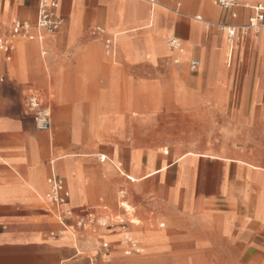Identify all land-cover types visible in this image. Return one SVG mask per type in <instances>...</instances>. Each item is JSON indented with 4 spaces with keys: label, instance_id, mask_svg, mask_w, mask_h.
I'll return each instance as SVG.
<instances>
[{
    "label": "rangeland",
    "instance_id": "374dc122",
    "mask_svg": "<svg viewBox=\"0 0 264 264\" xmlns=\"http://www.w3.org/2000/svg\"><path fill=\"white\" fill-rule=\"evenodd\" d=\"M214 26L217 28V24ZM77 27L78 20L73 16L70 32L72 37ZM146 27L153 29L154 21L149 22ZM106 32L105 34L111 36L115 43L116 49L113 56L109 60L105 58L102 52L103 39L95 40V37L89 35L87 31L82 45L93 41L89 44V54L92 58H98L100 51L101 59L97 61L89 59L90 71L79 74L81 82L74 84L73 81L76 80L77 75H73L68 93L67 66L62 67L58 75L50 72L44 79L36 81L34 84L40 88L31 84L40 93L43 105H50L51 144L55 142L53 150L67 143V155L55 154L54 158L60 175L65 180L70 201H76L82 206H91L96 201L100 189L97 186L99 172L93 166L103 165L99 162L100 155L115 160L113 151H116L120 156L117 162L121 164V173H117L115 178H107L113 190L112 200L100 194L98 199L101 201L98 204L101 208L93 211L86 208L88 212L95 213V223L84 229L78 228L77 221L73 218L76 229L72 228V230L81 234L80 240L75 243L77 252L80 254L79 259H92L93 264L100 262L111 264L112 261L114 264H121L122 260L127 259L126 264H264V227L249 224V214L246 213L256 210L257 185L250 180L243 181L242 184L235 183L232 180L233 175L227 171L224 172L222 165L229 164L223 163L225 159L235 160L244 164L243 168L248 172L247 176L258 175L264 178V119L236 121L234 116L239 109L242 80L249 68H255L254 62L249 61L248 58L240 61L237 54L235 55V61L228 70L229 80L232 83L228 90L232 95L230 103L213 106L192 100L184 106L190 95L182 83L187 82L191 87L196 88L204 84L212 86L224 82L227 38H224L220 45L217 41L214 42L216 45L212 49L210 62L204 74L195 78H185L182 82L178 81L177 70L172 69L179 65H174L173 58H168L170 54L157 61L160 54L166 53L167 38L155 45H148L147 50L143 49V51L139 46L121 45L125 62L143 61L153 67L144 63L125 64L123 69L116 71L121 66L117 57V45L122 36L117 31ZM22 42L26 43V41L15 43L20 53H24ZM27 44L36 46L40 59L47 60L53 56L57 65H67V53L63 50L52 49L51 51L47 48L46 54L41 57L42 50L35 42ZM185 47L190 57L193 46L185 44ZM106 60L108 62H105ZM181 60L187 61L188 58ZM1 62L4 63L2 57ZM107 63L110 67L109 74L113 75L114 91L111 76L102 67V64L107 66ZM8 68L14 81H17L14 66L10 64ZM171 69L170 81L173 83L169 82ZM179 73L195 75L188 72L187 65H184ZM108 81L109 88L106 90ZM255 86L254 101L260 91L259 83ZM248 87L246 80L241 96V111L246 108ZM28 90L24 97L17 94L21 108L25 107ZM115 97L120 107L122 120ZM54 105H58V114L57 107ZM263 106L262 104L259 108L263 109ZM128 108H131L132 112H129ZM24 111H26L25 108ZM25 118L29 128L47 138L46 145L49 148L50 133L37 132L33 117ZM38 135L36 138L41 140ZM132 149L150 151L147 153L148 164L152 167L154 163L155 169L164 162L168 164L174 161L180 162L178 166L180 180L190 178L188 166L194 159L197 163L205 161L199 166L201 177L219 180L224 177V180L218 188L204 185L199 196V203L192 206V194L177 193L174 196L169 194L171 182L177 175L176 167H173L168 174H163L166 180L163 182L161 192L157 186L159 176L137 183L147 178L149 174L153 176L158 170L163 172L164 167L157 170L151 169L143 176L127 175V178L133 182L129 183L125 177L127 172L122 158H125L126 152ZM75 158L83 160L86 165L77 163ZM107 161L106 158L105 162ZM139 161L140 154H134L132 157L134 168H138ZM110 162L113 163V161ZM29 188L35 192L36 200L45 204L39 209L49 210L51 206L47 204L44 193L37 192L33 186ZM106 188H108L107 184ZM120 192H124V199H121ZM106 193L111 197V192L106 190ZM122 203L126 205L123 206ZM103 207L106 209L104 210ZM62 209H67V206H63ZM192 212H195L197 218L199 213V220L193 221ZM219 212H232L233 217L240 218L238 220H243L246 224L239 231L236 230V226L231 227L228 232L221 231L220 221L216 217V214H220ZM239 212H242V217L239 216ZM120 220H123L125 230L120 231L118 227ZM48 221L49 223L45 224L46 230L53 236H59V230L63 228L59 225L58 216ZM104 223L108 226L103 228L101 226ZM161 224L164 226L160 227ZM115 231V235H120V238L110 242V239H107L108 233ZM122 231L127 234L134 232L139 234H134L141 244L138 254L127 255L130 245L129 243L126 245V240L121 236ZM145 233L149 234L144 235ZM62 237L68 239L67 232ZM100 237L102 239H99ZM102 242L109 244L108 257L105 260H102L104 253L100 248ZM243 244L248 245L241 246ZM144 245L148 246L147 250ZM82 246H87V253L81 249ZM90 252H96V255L93 257Z\"/></svg>",
    "mask_w": 264,
    "mask_h": 264
},
{
    "label": "crops",
    "instance_id": "0c3cea01",
    "mask_svg": "<svg viewBox=\"0 0 264 264\" xmlns=\"http://www.w3.org/2000/svg\"><path fill=\"white\" fill-rule=\"evenodd\" d=\"M50 1L56 3L53 16L60 22L59 28L53 33H46L34 28L38 16V0H0V40L9 38L10 30L14 22L30 25V34L32 36L31 40H15L14 48L11 51H0V264H88L89 260L92 261V259L89 258L79 259L80 254L77 252L78 248L73 241L63 238L61 235L57 237L53 236V234H49L46 230L45 227L47 226L45 224L49 223L48 220L58 216L59 212L64 211L62 209L63 206L58 208L49 204L46 198L49 191L48 180L54 177L63 184L64 190L68 194L67 202L64 205L67 206L65 210L72 211L74 216L95 217V213L88 212L86 208L90 211L100 209L101 207L98 204L99 201H101V199H98L100 194L105 195L108 200L111 201L113 198V190L110 188L107 178H115L117 173H121V164L118 163L120 156L117 155L116 151H113V156L116 161L100 155L99 162L103 163V165H92L99 172L97 175V186H99L100 189L98 190L96 201L93 202L91 206H82L76 201H70L65 180L60 175L56 165L57 161L54 158L55 154L67 155V143L65 142L66 144L62 147L53 150L55 142L51 144L52 136L50 132L52 126H50V130L48 131L51 136L49 139L50 145L49 148H47V138L36 134L27 126L25 117L32 115L28 113L27 110V112L24 111L25 107L21 108L18 95L24 97L26 90L29 89L28 92L38 94L42 100L40 93L33 88L32 85L37 86L34 83L44 79L50 72L55 73V75L60 74L62 67L65 68L66 66L67 93L68 89L71 87L70 79L73 78L74 74L77 75L76 80L73 81L74 84L81 82L79 74L90 71L89 67L91 64L89 63V59H95V61L101 59L100 51L98 58H92L89 54V44L93 41L82 45L85 41L87 31L89 35L95 37V40L100 38L103 39L102 52L108 60L113 56L116 48L112 37L106 35L105 32L112 33V31H117L121 34L120 36L122 37L117 45V57H119L118 60L121 66H119L116 71L123 69L125 64H147L143 61L137 63L125 62L121 51V45H129L132 47L139 46L141 51H143V49L147 50L148 45L151 46L152 44L155 45L156 43L163 42L165 38L176 39L181 44V51L174 52L166 47V53L160 54L157 61L161 57L170 54L168 58H173V64L179 65L178 67L172 68L177 70L178 81H182L185 78H195L206 72L212 49L215 48L216 45V43L214 45V42L217 41L220 45L224 38L228 39L225 27L238 28L245 25L248 18L253 14L251 7L256 4L264 5V0H242V2L241 0H227L233 3V5L229 9L224 10L217 5L215 0ZM73 16L78 20V27L72 37L70 32ZM197 18H199V20H197ZM152 20L154 21V28H147L146 25ZM216 24L217 28L214 26ZM97 29L101 30L103 33L97 32ZM101 35L102 37H100ZM106 40H109L111 43L109 50L106 48ZM18 41H26V43L22 42L21 45L24 48V53L18 51L17 45L15 44ZM32 41L42 50V52H40L41 57L46 54L47 48L51 51L52 49H57L66 52L67 65H57L53 56H50L47 60L40 59L36 52V46L34 44H27ZM229 42L227 41L226 43L227 58L225 61L226 69L224 82L212 86L204 84L196 88L191 87L187 82L182 83L190 95V98L184 106L192 100L193 102L201 104L208 103L213 106L230 103L232 95L228 90L231 88L232 83L229 80L228 70H230L233 65L235 55L237 54L240 61L243 58H248L249 61L251 60L254 62L255 68H249L242 80L238 102L239 109L238 112L234 114L235 120H262L264 119V106L263 109L259 108V106L262 104L264 105V28H260L255 33L250 31L245 35L237 31L234 41L231 42L233 44ZM185 44L193 46L190 57L187 54L188 50ZM15 55L16 60H14ZM1 57L4 63L1 62ZM187 58V61L181 60ZM192 61H196L199 64L197 70L194 72L189 69V65ZM105 62L108 61L106 60ZM10 64L14 66L15 73H17V81H14L13 75L9 72L8 65ZM184 65H187L189 73L195 75H180V69H182ZM156 66L157 63L155 67ZM102 67L109 74V64L107 63V66L102 64ZM172 69L169 72V82H172L170 81ZM109 75L111 76L110 80L113 82L114 91L115 83L113 81V75ZM23 78L25 80H23ZM246 80L249 86L246 108L244 111H241V96ZM256 83H259L260 91L258 97H256L254 101L253 91L256 88ZM108 88L109 84L105 89L108 90ZM114 100L116 101V97ZM95 101H97V99H95ZM49 103L51 102L49 101ZM117 105L119 107L118 103ZM43 106L48 110L51 121L50 105ZM54 106L57 107L58 114V105ZM128 111L132 112V109L128 108ZM134 113L136 114V112ZM119 116H121L120 107ZM36 135L40 136L41 140H38ZM148 152L150 151L144 152L143 150L132 149L126 152L127 156H125V158H122L127 172L125 173V177L129 183L133 182L127 178V175L135 174L143 176L151 169L157 170L164 167L163 172L156 173L137 183L140 184L154 176H159L157 186L158 190L161 192L163 190V182L166 180L163 174H168L173 167H176L177 175L171 182L169 194L170 196H174L177 193H184L185 195L192 194V206H194L195 203H199V196L203 191L204 185H211L215 188L222 185L224 177L219 180L200 176L199 166L205 163V161H202V163L199 161L197 163V160L194 159L191 165L188 166L191 174L190 178L186 177L180 180L178 178V166L180 162L174 161L170 164L164 162L155 169L154 163L152 167L148 164ZM137 153L140 154V161L138 168H134L132 157ZM106 158L108 159L107 162H105ZM75 159L77 163L86 165L83 160ZM109 160L113 161V163ZM224 162L229 163L226 165L222 164L224 172L227 171L231 173L233 175L232 180L235 183L242 184L243 181L250 180V182L254 181L257 185L258 192L255 198L256 210L255 212L246 213L249 214V224H254L261 228L264 227V178L258 175L253 177L247 176L248 172L243 168L244 164L238 161L225 159L223 160V163ZM227 179L229 180V178ZM106 184L108 188H106ZM30 186H33L37 192L44 193L47 204L51 206L49 210L39 209L45 204L36 200L37 196L35 192L29 188ZM106 190L111 192V197L107 196ZM120 193H122L121 199H124V192ZM103 208L104 210L106 209L105 207ZM124 212L127 213L126 211ZM219 213V215L216 214V217L218 221H220L219 227L221 231L228 232L233 226H236V230L239 231L243 228L244 224H246L245 221L238 220L240 218L236 219L233 217L231 214L232 212ZM195 215V212H192L193 221L199 220V213L198 218ZM209 216H211V214ZM239 216L242 217V212H239ZM64 221L65 222L60 221L59 225L76 229V226L73 224V219ZM121 224H124L123 220H120L118 227H120ZM130 224L133 223L130 222ZM106 225L107 224L104 223L101 227H107L108 225ZM163 226V224L160 225V227ZM115 233L116 231L114 233H108L109 238L107 236V239H110V242H115L116 239L120 238V235L116 236ZM134 234L139 235L135 232L132 235ZM146 234L149 233H145L144 235ZM99 239L102 238L100 237ZM244 245L248 244H243L241 246ZM144 247L147 250L148 246L144 245ZM81 249L84 250V253L88 251L87 246H82ZM90 253L93 257L96 255V252ZM127 260H122L121 264H126ZM96 264H101V262ZM111 264H114V261H112Z\"/></svg>",
    "mask_w": 264,
    "mask_h": 264
},
{
    "label": "built area",
    "instance_id": "2783aa9c",
    "mask_svg": "<svg viewBox=\"0 0 264 264\" xmlns=\"http://www.w3.org/2000/svg\"><path fill=\"white\" fill-rule=\"evenodd\" d=\"M7 1V0H5ZM217 5H219L224 10L229 9L233 3L228 2L227 0H215ZM56 8V3L50 0H38V16L34 28L39 31H44L46 33L55 32L59 26L60 22L54 18L53 11ZM253 11L252 16H250L245 25L236 27H225L227 31V37L229 41H234L236 32L239 31L241 34L245 35L248 32H256L260 28H264V5L256 4L251 7ZM199 20V18H197ZM31 26L28 24H21L19 22H14L11 30L10 36L6 40H0V51H11L14 48V41L17 39L21 40H31L32 36L30 34ZM97 32L103 33L101 30L97 29ZM106 48L109 50L111 43L109 40L105 41ZM167 48L174 52L181 51V44L176 39H168L166 42ZM199 64L196 61H192L189 65V69L194 72L197 70ZM25 108L32 114L35 129L38 132H48L50 130L51 121L48 110L43 106L42 100L38 94L34 92H28L25 98ZM49 191L46 195L49 204L54 207H62L66 204L68 199V194L64 190L63 184L57 178L51 177L48 180ZM59 220H69L75 218L78 228H85L86 226H91L95 223L93 216H74L72 211L64 210L59 212ZM121 228L124 229L123 224ZM130 245V250L127 255L130 253L138 254V245L137 243L128 242ZM101 250L104 252L103 255L106 257L109 251V244L102 242ZM93 262L89 260L88 264Z\"/></svg>",
    "mask_w": 264,
    "mask_h": 264
},
{
    "label": "bare ground",
    "instance_id": "6f19581e",
    "mask_svg": "<svg viewBox=\"0 0 264 264\" xmlns=\"http://www.w3.org/2000/svg\"><path fill=\"white\" fill-rule=\"evenodd\" d=\"M241 2H242V0H241ZM105 21V20H104ZM90 24H91V22H90ZM91 26H92V24H91ZM207 26V25H206ZM208 27V26H207ZM93 29V28H92ZM255 33V32H254ZM169 39V38H168ZM167 39V40H168ZM113 40V39H112ZM227 41L229 42V40L227 39ZM229 43H231V42H229ZM231 44H233V43H231ZM184 53V52H183ZM50 78V77H49ZM50 82V81H49ZM49 82H48V85H49ZM53 86V85H52ZM51 86V87H52ZM50 87V88H51ZM51 90V89H50ZM52 90H53V87H52ZM51 90V91H52ZM49 93H50V91H49ZM49 93H48V95H49ZM49 99V98H48ZM53 141V140H52ZM67 157V156H66ZM59 160V159H58ZM60 161H61V159H60ZM65 169V168H64ZM160 170H158V171H156L155 173H157V172H159ZM65 173V172H64ZM152 174H149L148 176H151ZM147 176V177H148ZM71 177V176H70ZM73 197V196H72ZM90 197H92V196H90ZM89 197V198H90ZM70 199H71V197H70ZM80 202V201H79ZM122 205L123 206H125L126 205V203H122ZM127 212V211H126ZM135 223V222H134ZM119 224V223H118ZM62 228L63 229H61V230H59V233H60V235L61 236H63L64 235V233H66L67 232V238L69 239V240H71V241H73L74 243H77L79 240H80V238H81V234L79 235L76 231H73L72 230V228L71 227H67V226H62ZM120 228V231L121 230H125V228L123 229V228H121V226L119 227ZM112 229V228H111ZM122 238L124 239V240H126L125 241V243H126V245L128 244V242H133V243H137V245H138V250L140 251L141 250V244H140V241H139V239L138 238H136L134 235H132V234H127L125 231L123 232L122 231ZM148 240V239H147ZM150 243V242H149ZM145 244V243H144ZM129 253V252H128ZM131 254V253H130ZM108 256H102V260H105L106 258H107Z\"/></svg>",
    "mask_w": 264,
    "mask_h": 264
}]
</instances>
